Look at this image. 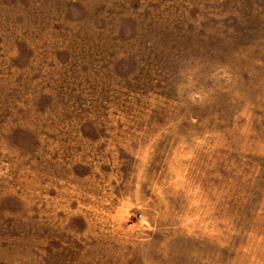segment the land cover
<instances>
[{"label":"rangeland","instance_id":"1","mask_svg":"<svg viewBox=\"0 0 264 264\" xmlns=\"http://www.w3.org/2000/svg\"><path fill=\"white\" fill-rule=\"evenodd\" d=\"M0 264H264V0H0Z\"/></svg>","mask_w":264,"mask_h":264}]
</instances>
